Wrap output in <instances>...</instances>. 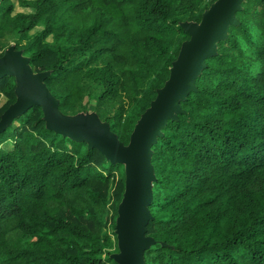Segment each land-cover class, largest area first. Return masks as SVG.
<instances>
[{"label": "trees", "instance_id": "1", "mask_svg": "<svg viewBox=\"0 0 264 264\" xmlns=\"http://www.w3.org/2000/svg\"><path fill=\"white\" fill-rule=\"evenodd\" d=\"M215 1L0 0V56L15 41L51 71L62 112L96 111L129 144L190 38L181 24ZM236 16L153 146L145 264H264V0ZM16 86L1 78L0 100L15 102ZM14 123L12 149L0 133V264H117L125 165L49 129L39 105Z\"/></svg>", "mask_w": 264, "mask_h": 264}, {"label": "water", "instance_id": "2", "mask_svg": "<svg viewBox=\"0 0 264 264\" xmlns=\"http://www.w3.org/2000/svg\"><path fill=\"white\" fill-rule=\"evenodd\" d=\"M244 1L217 0L204 12L200 22L181 24L190 38L183 42L169 79L137 122L129 144L121 141L110 123L95 112L78 115L62 112L60 101L46 84L51 71L35 72L24 50L12 45L0 56V79L15 76L17 84V100L2 115L0 133L39 105L49 129L85 141L89 148L99 149L113 163L125 165V192L116 224L119 251L112 255L117 264H145V251L156 242L147 235V226L153 219L149 207L157 180L153 146L163 135L168 121L179 119L184 112L181 103L198 91L197 78L206 68L207 59L218 53V43L228 38L230 26L239 24L236 14L243 9Z\"/></svg>", "mask_w": 264, "mask_h": 264}, {"label": "rangeland", "instance_id": "3", "mask_svg": "<svg viewBox=\"0 0 264 264\" xmlns=\"http://www.w3.org/2000/svg\"><path fill=\"white\" fill-rule=\"evenodd\" d=\"M16 10H17V11L26 12V13H30V12H33V11H34L33 8H30V7H22V6H20V5H17ZM43 29H44V27L41 25V26L35 28V29L33 30V33H34V32H37V31H41V30H43ZM47 41L52 43V42H53V37H52V36L48 37ZM10 43H11V45L16 46V42H15V41L11 40ZM23 43H24V42H23ZM3 54H4V53H3ZM26 56L31 57V55H28V54H27ZM33 69H34V68H33ZM16 100H17V95H16ZM86 101H89V97H86ZM13 103H14V102L10 103V98H9L7 95H5V94H2V95H1L0 108H4V107L7 106V105H8V108H9L10 105H12ZM8 108H7V109H8ZM93 112L97 113L96 111H93V110L90 109V110H87V111H83L82 114L93 113ZM14 127H16V129H19L20 125H19V123H18L17 121L14 123ZM11 128H12V126L8 127L6 134H4V135H5V138L10 137V138H8V139L2 144V148H3L4 150H10V149H12L13 146H14V137H13V135H12V133H11ZM117 218H118V217H117ZM116 224H117V220H116ZM116 252H118V251H116ZM116 252H115V253H116ZM109 264H112V263H109Z\"/></svg>", "mask_w": 264, "mask_h": 264}]
</instances>
